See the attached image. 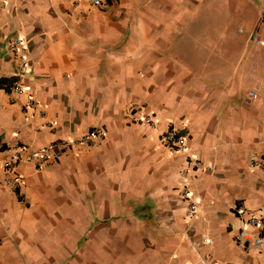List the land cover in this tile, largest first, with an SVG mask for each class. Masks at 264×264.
Listing matches in <instances>:
<instances>
[{"label":"crops","instance_id":"obj_1","mask_svg":"<svg viewBox=\"0 0 264 264\" xmlns=\"http://www.w3.org/2000/svg\"><path fill=\"white\" fill-rule=\"evenodd\" d=\"M0 145V264H264V0H0Z\"/></svg>","mask_w":264,"mask_h":264},{"label":"built area","instance_id":"obj_2","mask_svg":"<svg viewBox=\"0 0 264 264\" xmlns=\"http://www.w3.org/2000/svg\"><path fill=\"white\" fill-rule=\"evenodd\" d=\"M91 3L93 5H99L100 0H91ZM19 44H20V40L17 38H15L11 41V46L14 49L18 48L23 53L24 48L22 46L17 47ZM20 67L23 70L26 67V58L24 55L20 56ZM11 90L15 93H18V94L22 93V87L18 83L12 84ZM248 94L250 97H253V98L256 97V94L253 91L248 92ZM24 104L29 109H38V111L41 114L44 112V109H42L39 106V104L36 102V100L30 96L25 97ZM142 121L150 127H155V125H156V121L149 114H144L142 117ZM102 135H103L102 131L92 129L77 141L63 140V141L58 142V145L60 147L59 149H65L68 146H72L73 144L82 143V142L87 141L89 139L101 137ZM160 142L164 147H166L171 152H174V151L182 152V151L186 150V148H187L186 137L184 135L180 134L177 131V129H175V128H169L167 131H165L161 136ZM54 146L57 147V145H54ZM24 149H25L24 145H20V144L17 145L16 151L13 154V158L17 159L19 156V152L24 150ZM34 156H35V154L31 155V158H33ZM39 158L41 161H45L48 158V156L45 153H43L39 156ZM11 164H12V160H7L3 163L4 167H6V168L10 167ZM188 167L190 169H193V170H197L200 168L205 169V170L210 169L209 165H205V163H203V161L198 160V159H195V160L190 159ZM7 183H9L11 185L12 189H14V190L16 189V186L12 184L10 179H7ZM181 194L184 198H186L188 200V202H187V217L188 218L194 217V215L196 213V209H197V203L194 200L190 199L191 198V191H190V188L188 185H186L182 188ZM249 223L251 225H258L260 223V219L257 217H251L249 219ZM255 242L258 243L259 239H256ZM184 264H207V262H206V260L203 259V257L201 255L198 254L197 259L195 261H188Z\"/></svg>","mask_w":264,"mask_h":264},{"label":"rangeland","instance_id":"obj_3","mask_svg":"<svg viewBox=\"0 0 264 264\" xmlns=\"http://www.w3.org/2000/svg\"><path fill=\"white\" fill-rule=\"evenodd\" d=\"M161 260L155 259L150 256H144L143 260L141 261V264H160ZM172 262H165V264H171Z\"/></svg>","mask_w":264,"mask_h":264},{"label":"trees","instance_id":"obj_4","mask_svg":"<svg viewBox=\"0 0 264 264\" xmlns=\"http://www.w3.org/2000/svg\"><path fill=\"white\" fill-rule=\"evenodd\" d=\"M5 148L4 145H0V150H3Z\"/></svg>","mask_w":264,"mask_h":264}]
</instances>
